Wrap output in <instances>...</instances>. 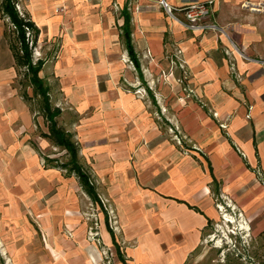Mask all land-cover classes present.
Instances as JSON below:
<instances>
[{
	"label": "crops",
	"instance_id": "0c3cea01",
	"mask_svg": "<svg viewBox=\"0 0 264 264\" xmlns=\"http://www.w3.org/2000/svg\"><path fill=\"white\" fill-rule=\"evenodd\" d=\"M242 1L218 0L219 35L187 30L182 17L173 20L148 0H14L38 40L58 42L55 105L62 117L75 115L65 132L89 160L113 229L91 228V200L80 182L44 166L51 146L36 135L39 121L20 94L0 10V248L12 257L6 264H186L220 205L228 223L244 222L245 233L264 220V1L259 11ZM124 10L137 66L126 48ZM158 92L167 95L159 100ZM155 105L180 128L177 140L192 145L189 154L166 135L158 138ZM20 206H27L23 217ZM8 216L17 223L6 247Z\"/></svg>",
	"mask_w": 264,
	"mask_h": 264
},
{
	"label": "rangeland",
	"instance_id": "374dc122",
	"mask_svg": "<svg viewBox=\"0 0 264 264\" xmlns=\"http://www.w3.org/2000/svg\"><path fill=\"white\" fill-rule=\"evenodd\" d=\"M261 1V0H260ZM264 1V0H262ZM217 11H218V3H217ZM20 19L26 21V17L19 14ZM7 25V35L9 37L10 42L14 45L16 49H20V44L18 43V34L14 30V28L10 25L9 20L6 18ZM24 37L28 40V46L31 51V62L29 66H18V86L20 90V94L23 99L27 103L34 117L38 119L39 126L36 128V135L45 139L43 137L44 134H48V123L47 117L43 111V99L37 95L34 91L31 80L35 78L41 84L42 89L45 91L44 99L50 108V112L53 115L54 111L57 109L55 100L60 99V94H58V83L55 77L53 76V54L58 49V42L54 41L53 43H45L43 39L34 40V32L32 30H27V28H23ZM221 35V34H219ZM225 37V36H224ZM35 42L33 45L32 43ZM29 68V69H28ZM36 70L41 69L36 75L32 76L28 73V70ZM161 78V77H160ZM161 80V79H160ZM178 84V83H176ZM126 90V88L124 89ZM47 92V93H46ZM127 94L132 95V97L144 100L151 101L150 96L144 93H136L131 90L126 91ZM167 94H163L158 92L155 94L156 98L162 100V97ZM178 93H171L170 97L177 96ZM150 108L153 111L152 119L155 122L154 131L156 132L158 138H163V135H166L170 138L171 143L175 144L178 148L182 150L183 153L189 154L191 152V144L186 141V139L177 140V136L179 137L180 128L178 125H173L165 117L161 116V109L156 107ZM177 109L171 108V118L170 121L173 120ZM75 115L70 114L66 118L61 115L57 117H52V122L56 124V128L62 131H65L64 124L67 121H72ZM179 129V130H178ZM47 140V139H46ZM72 142V141H71ZM180 142H184L181 146H179ZM51 146L48 149L47 153L42 155L44 166L53 167L58 169L59 171L67 174L69 170H71L72 157L71 155L61 147H55L48 141ZM179 143V144H178ZM75 146V145H74ZM78 147V148H77ZM78 149L77 158L75 159V163L80 166L90 178V182L93 185L95 192L98 196V203H95L91 200L90 207L87 208V217H88V225L91 228L97 229L98 227H109L113 229L115 227V222L113 218V212L109 207V204L106 203L105 197L103 193L98 190V186L95 183V180L92 177L90 164L88 158H84L80 156L79 146L75 147ZM220 204L222 203V199L219 198L218 201ZM219 204V205H220ZM224 206V205H223ZM20 210L22 212L27 211V206H20ZM219 216L211 221L208 224L206 231L203 234L202 245L199 247L191 256L188 258L186 264H264V220H254L250 223V231L244 232V227L242 225L244 222L241 220L231 219L228 223L227 219H225V215H222L223 208L220 205ZM12 217H6V247H8L12 240L9 239L10 236L13 235L11 229L16 227L15 221L11 219ZM21 224L22 218L19 220ZM35 222V221H34ZM0 223H4L0 217ZM28 224H33V221L25 222ZM242 224V225H241ZM33 226V225H32ZM35 228V226H33ZM246 228V226H245ZM243 229V230H242ZM37 233V232H36ZM212 234V235H211ZM208 235H211L209 237ZM34 238H37V235L34 234ZM224 238V239H223ZM21 244V243H20ZM8 259H12V257L6 251L3 252L0 248V264H6ZM197 263V264H198Z\"/></svg>",
	"mask_w": 264,
	"mask_h": 264
},
{
	"label": "trees",
	"instance_id": "16d2710c",
	"mask_svg": "<svg viewBox=\"0 0 264 264\" xmlns=\"http://www.w3.org/2000/svg\"><path fill=\"white\" fill-rule=\"evenodd\" d=\"M0 10L2 12V16L7 18L9 20L10 25L14 28V30L18 34V43L20 44V49H16L14 45L11 43V49L12 53L16 62V65L19 67L22 66H29L31 62V51L28 46V40L24 37V31L23 28H27V30H32L34 32V40L36 42L38 37V30L33 26V24L26 18V21H23L20 19L18 12L15 8L14 0H0ZM123 19H124V37L126 41V48L127 52L132 60V62L137 66L136 59L133 55V50L130 45V39H129V16L125 12V10L122 13ZM33 42L32 45L35 43ZM29 69V68H28ZM28 70V73L30 75L34 76L36 73H38L41 69ZM31 85L34 89V91L37 93L39 97L43 99V111L44 114L47 117V123L49 125L48 127V134H44L43 137L47 139L52 145L55 147H61L65 149L72 157V163L71 170L67 172V175L74 176L81 184L84 192L95 203H98V196L95 192V189L93 185L90 182L89 175L80 167L78 166L74 161L77 158V149L75 148L76 145L71 142V137L69 134H67L65 131L59 130L56 128V124L52 122V117H57L60 115V110L56 109L54 111V114L52 115L50 112V108L48 104L46 103L44 97L45 91L42 89L41 84L36 80L35 78H32ZM47 93V92H46ZM75 145V146H74Z\"/></svg>",
	"mask_w": 264,
	"mask_h": 264
},
{
	"label": "built area",
	"instance_id": "2783aa9c",
	"mask_svg": "<svg viewBox=\"0 0 264 264\" xmlns=\"http://www.w3.org/2000/svg\"><path fill=\"white\" fill-rule=\"evenodd\" d=\"M148 1L157 4L173 20L179 21L176 16L182 17L184 20L182 25L187 30L198 33L211 31L225 35L224 30L215 21L218 0H205L181 6H172L167 0ZM262 5L260 0H243L241 3L242 8L250 11H259Z\"/></svg>",
	"mask_w": 264,
	"mask_h": 264
}]
</instances>
